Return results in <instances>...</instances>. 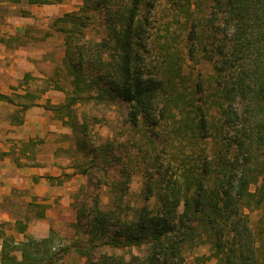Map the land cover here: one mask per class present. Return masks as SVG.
<instances>
[{"label":"trees","instance_id":"16d2710c","mask_svg":"<svg viewBox=\"0 0 264 264\" xmlns=\"http://www.w3.org/2000/svg\"><path fill=\"white\" fill-rule=\"evenodd\" d=\"M6 1L45 5L61 0ZM196 1L83 0L77 10L53 21L64 35L62 67L72 89L64 102L47 108L71 127L77 150L92 153L88 118L82 113L79 120L74 105L122 101L128 131L142 134L133 141L144 164L143 193L146 199L155 197L156 206L128 214L123 198L133 170L113 148L101 147V161L113 156L120 164L118 177L107 182L115 204L90 206L87 239L57 246L52 228L41 238L6 236L0 264H75L66 258L73 251L83 264H184L186 252L202 244H209L223 264H261L246 210L264 205V0H200L208 10H194ZM165 5L171 16L158 23ZM179 13L189 21L185 40L191 55L202 50L213 60L212 88L205 90L203 79L185 85L180 52L169 42L171 19ZM97 15L102 30L94 37L89 29ZM156 45L166 52L158 62ZM28 95L0 92V100L21 106L14 114L17 122L31 105L22 100ZM162 125L191 142L167 164L153 152ZM90 161L98 163L94 157ZM86 214L84 206L78 208L77 228ZM26 228L17 222L18 232Z\"/></svg>","mask_w":264,"mask_h":264},{"label":"rangeland","instance_id":"374dc122","mask_svg":"<svg viewBox=\"0 0 264 264\" xmlns=\"http://www.w3.org/2000/svg\"><path fill=\"white\" fill-rule=\"evenodd\" d=\"M199 2L200 0L196 1L195 6H192L194 10H201L199 7L205 6ZM82 4L83 0H61L57 3L45 5L0 3L1 28H6V26L9 28L10 26V30H0V39H7L12 47L13 45L16 47L11 48V53L15 54L16 51L25 52L22 53L24 55L26 52H30V58L35 60L33 71H28L30 75H26L22 83L11 85L12 88H22L23 84L28 83L31 90H41L46 86L54 85L55 89L63 93L65 101L67 92L72 89V84L71 78L62 67V59L65 54L64 35L56 30L53 21L66 12L77 10ZM168 8V5L162 6V11L156 17V20L159 19L158 23L171 16V14L169 16L166 13ZM203 8L206 9V7ZM25 10L30 14L27 16L28 18H21V21L19 17L23 16ZM5 16L7 18H4ZM177 17L171 19L172 33L169 42L171 43V50L175 51L177 49L180 52L178 57L182 64V73L187 79L185 85L191 86L198 80L203 79L206 86L205 90L212 88L213 60L209 59L207 53L202 50L197 51L194 56L191 55L185 40L189 21L184 14L179 13ZM17 20H20V22L18 23ZM101 30L102 25L97 15V19L90 26L89 34L98 37ZM165 54L166 52L161 46L156 45L154 61H161ZM32 56H38V58ZM35 71L44 72L47 77L42 81L31 77L33 76L31 73ZM16 100H18L17 97ZM74 108L78 119L80 120L81 114L85 113L89 123L87 142L88 146L92 148V153H86L74 149V147L71 149L73 152L75 150L80 172L83 173L84 168L87 170V173H83L78 181V190L73 196V206L76 208L77 213L78 208L84 206L87 209V214L81 216V223L78 228L74 225L77 222V217L75 220H67L64 223L51 226L57 246L87 239L86 223L90 218L88 216L90 206L98 204V206L105 209L107 205L113 206L115 204L113 202L115 194H112L107 182L118 177L120 164L113 156L108 163L101 161L98 155L101 147L113 148L117 154H121L124 161L130 164L133 170L128 192L123 198V205L128 214L131 217L137 216L143 210V206L147 205L152 208L156 206L155 197L146 199L143 193L146 182L144 164L139 148L134 146L133 141L137 138L140 139L142 134L138 132L133 136L132 132L128 131V123L125 122L127 108L124 103L119 99H107L103 102L93 100L78 102L74 105ZM142 129L143 132L146 130L145 127H142ZM158 131L160 133L159 143L156 142V150L153 152L159 155L166 164L175 157L173 154L180 153L182 149L189 147L188 144H191L186 138L180 141L168 125H162ZM69 135L72 143H75L76 136L74 137L72 133ZM110 141H112L111 144L107 143ZM194 148L200 150L197 145ZM93 157L97 158L98 163L93 164V161H90ZM259 183L260 178L252 180L251 189L255 190ZM22 209L24 210L23 207ZM34 210L38 212L39 208ZM246 212L249 214L250 224L256 235L259 260L261 264H264V205L260 208L247 209ZM185 256L184 264H223L211 255L209 244H202L191 251H187ZM66 258L72 260L75 264H83L84 262V259L75 251L71 252Z\"/></svg>","mask_w":264,"mask_h":264},{"label":"crops","instance_id":"0c3cea01","mask_svg":"<svg viewBox=\"0 0 264 264\" xmlns=\"http://www.w3.org/2000/svg\"><path fill=\"white\" fill-rule=\"evenodd\" d=\"M29 14H23L20 20ZM0 30H10V26L1 28L0 24ZM1 39L0 92L14 95L28 91V98L22 100L31 105L21 112L23 119L17 122L14 114L21 106L0 100V252L6 236L16 241L25 239V234L41 238L49 234L52 225L75 220L73 196L83 175L75 150H71L77 149V144L67 136L72 133L71 127L47 108L62 103L65 96L54 85L41 90H31L28 83L12 88L30 75L28 71H33L35 60L30 58V52L11 53V48L16 47ZM31 75L39 81L47 77L38 71ZM35 208H39L38 212ZM17 222L27 224L25 232L16 230Z\"/></svg>","mask_w":264,"mask_h":264}]
</instances>
